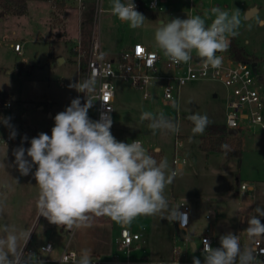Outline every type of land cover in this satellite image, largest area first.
<instances>
[{"label":"rangeland","instance_id":"obj_1","mask_svg":"<svg viewBox=\"0 0 264 264\" xmlns=\"http://www.w3.org/2000/svg\"><path fill=\"white\" fill-rule=\"evenodd\" d=\"M134 1L146 6L151 0ZM52 5L49 1H29L28 11L23 16L2 15L0 7V92L10 94L13 104L10 109L0 110V117H10V124L17 133L12 144L0 145V224L31 233L27 243L37 256L42 245L52 243L54 251L43 256L52 261L59 260L65 250L79 256L87 249L92 261L99 260L103 264H192L194 255L203 262V256L193 252L189 244L194 242L200 247L203 233L211 235L210 228L217 232L214 247H219V236L229 231L240 237L242 246L252 247L253 241H249L244 232L248 225L241 219L256 215L257 206L264 208V132L252 127L239 136L229 135L227 141L232 148L243 140L242 157L229 159L223 153L205 152L201 145L207 131L193 135V125L187 119L198 112L206 114L211 124L226 126V88L219 82L197 81L181 87L177 110L164 97L163 80L151 81L147 88L149 98H145L146 91L124 79L113 80L116 95L112 135L125 143L138 139L157 161L166 159L172 170L175 158L186 161L173 183L165 189L170 207L187 206L195 213L196 232L191 235L185 231V240L177 232V225L159 215L137 216L129 225H121L107 216L73 229L49 223L37 214L39 187L32 174L36 166L28 176L21 175L14 164L13 151L20 146L30 147L31 138L41 132L51 136L55 115L64 111L72 99L80 98V92L69 85L80 83L79 64L86 61V55L80 57L74 44L78 43L81 22L89 5L94 10L93 35L97 32L106 57L111 60H119L121 48L135 43L160 52L154 40L158 19L165 22L177 17L186 19L188 15L210 12L214 6L230 12L238 9L242 25L239 35L231 40L257 59L259 74L264 76V0H164L158 13L141 11L146 20L137 29L111 14L110 0H66L68 42L57 40L63 34L65 9L58 10ZM252 9L257 11L247 18ZM52 11L55 16L51 17ZM51 23H54L52 34ZM16 44L22 46L21 53L15 51ZM51 53L55 57L53 63H49ZM192 55L197 56L195 50ZM172 85L176 86V82L172 81ZM142 111L163 112L179 123V133L157 131L153 134L148 128L149 121L140 120ZM6 135H10V129L0 123V136ZM24 137L27 140H23ZM243 184L247 185L246 190H241ZM124 227L141 236L130 253L120 251L117 244ZM49 230L51 235L48 236ZM256 241L264 244V237Z\"/></svg>","mask_w":264,"mask_h":264},{"label":"clouds","instance_id":"obj_2","mask_svg":"<svg viewBox=\"0 0 264 264\" xmlns=\"http://www.w3.org/2000/svg\"><path fill=\"white\" fill-rule=\"evenodd\" d=\"M136 7L134 0H110L111 14L132 29L142 27L146 20ZM241 25L240 10L230 12L214 6L203 15L160 21L154 40L172 63H189L195 50L205 70L219 69L224 56L218 53L229 49L231 38L239 35ZM69 87L84 93L85 102L82 104L79 97L72 99L64 111L55 115L51 136L41 132L31 138L30 147L20 146L13 151L14 164L21 175L28 176L36 166L32 174L39 187V217L73 229L85 226L93 216H107L129 225L137 216L159 215L185 228L188 214L181 212L180 206L170 207L165 195L166 187L177 175L168 161H157L138 139L131 143L118 141L111 133L113 121L107 113H101L95 121L89 118L93 103L88 94L95 90L93 79ZM172 107L179 110L175 101ZM10 119L0 117V123L10 129V138L14 139L17 133ZM187 119L193 125V135H202L211 123L206 114L198 112ZM140 120L149 121L153 134L180 131L179 123L163 112L142 111ZM254 212L256 215L241 219L248 225L244 232L249 241L264 237V208L257 206ZM30 235L9 224H0V264H44L37 254L24 252ZM202 256L203 264H257V250L242 246L240 237L231 231L219 236V247H212L205 239ZM75 264H93L90 251L82 250ZM192 264H202L201 259L194 255Z\"/></svg>","mask_w":264,"mask_h":264},{"label":"built area","instance_id":"obj_3","mask_svg":"<svg viewBox=\"0 0 264 264\" xmlns=\"http://www.w3.org/2000/svg\"><path fill=\"white\" fill-rule=\"evenodd\" d=\"M59 0H51L55 3ZM136 10L161 11L160 4L162 0H151L146 6L141 1H134ZM15 51L21 53L22 46L15 45ZM231 46V44H230ZM74 50L79 56H84L81 41L77 43ZM224 56V61L219 69L208 67L205 70L198 56H193L189 63L175 64L164 56L162 51L149 49L142 43H136L132 49L123 52L119 60H111L106 57L97 32L92 38V47L87 62V79L95 81V90L89 93L92 107L88 111V116L92 120H98L101 113H107L113 121V99L115 98V87L113 80L117 77L124 79L133 87L146 91L145 98L151 95L147 92L148 86L152 80L160 79L165 83L164 97L167 101L173 103L178 98L181 87L190 82L197 81H216L226 88V127L236 130L237 133L249 131L250 128L259 127L264 132V76L254 72L253 62H243L235 58L230 52V47L226 52L218 53ZM167 72V74H165ZM171 72L172 74L170 75ZM159 74V75H158ZM159 77H156V76ZM176 82V86L172 85ZM85 94L80 92V100L85 102ZM13 106L11 101H0V110H7ZM113 128V123L112 127ZM14 139L10 135L0 136V145L12 144ZM181 145V143H179ZM186 164L185 160L175 158L173 161L174 170L178 173ZM247 185H241V190H246ZM181 212L188 214V222L185 228H181L179 222L178 228L182 231L189 229L191 224L190 210L183 206ZM138 233L132 232L124 227L121 230L120 238L117 242L118 248L124 253H130L131 247L140 240ZM207 239L214 247V239L210 234L202 236L201 245L198 252L202 255L204 240ZM252 247L257 250V264H264V244L260 241H253ZM54 251V245L50 242L39 248V258L46 263L57 264H75L79 258L74 251L65 250L61 258L57 261L43 259L44 255H50ZM24 252H31L29 243L26 244ZM129 263V262H128ZM93 264H103L99 260L93 261ZM203 264V262H202Z\"/></svg>","mask_w":264,"mask_h":264},{"label":"trees","instance_id":"obj_4","mask_svg":"<svg viewBox=\"0 0 264 264\" xmlns=\"http://www.w3.org/2000/svg\"><path fill=\"white\" fill-rule=\"evenodd\" d=\"M31 0H0V7L2 9V15L5 14H13L16 16H23L27 13L28 10V2ZM37 1H51V0H37ZM53 7L55 9H66L64 3L59 1L53 3ZM53 16H55L53 14ZM94 23V10L93 7L89 5L84 13V21L82 23V32H81V45L82 51L86 55V61L82 62L80 74H81V82L85 81L87 77V62L90 54V50L92 47V38H93V29L92 25ZM50 33L52 34L54 23H51ZM230 52L235 56L236 59L243 62H257V59L250 56L246 53V51L238 46L234 39H232ZM55 58L53 57V53L50 54L49 63H53ZM0 101H11L12 96L8 93L0 92ZM207 137L202 143V148L205 152H216L223 153L227 158H241L242 157V141L238 143L235 148H232L231 145L227 141V137L237 136L236 134H230V130L224 125H215L209 124L206 128ZM227 144L228 149H223L221 146ZM104 216L95 217L93 216L90 221L93 220H102ZM89 221V222H90Z\"/></svg>","mask_w":264,"mask_h":264},{"label":"crops","instance_id":"obj_5","mask_svg":"<svg viewBox=\"0 0 264 264\" xmlns=\"http://www.w3.org/2000/svg\"><path fill=\"white\" fill-rule=\"evenodd\" d=\"M31 1H37V0H31ZM49 2H51V1H49ZM59 2H61V3H64V2H66V0H59ZM143 3V2H142ZM162 3H164V0H162ZM161 3V4H162ZM53 6V5H52ZM68 7H69V5L67 6V9H65V10H63V16L65 17V20L63 21V34H60L57 38V40L58 41H60V40H64V41H66V42H68V39H67V32H66V17H67V14H68ZM28 11V10H27ZM158 13V12H157ZM156 13V14H157ZM184 15H186L185 13H184ZM53 16V11L51 12V17ZM51 17H50V19H51ZM160 21H164V19H158V23L160 22ZM81 23H83V20H82V22ZM81 30H82V28H81ZM82 32V31H81ZM81 32H80V36H79V40H78V42L79 41H81ZM53 33V32H52ZM231 42H232V40H231ZM136 44V43H135ZM134 44V45H135ZM143 44V43H142ZM75 46L77 45L76 43L74 44ZM134 45H128V46H124V47H122L121 48V51H120V54H119V56L123 53V52H125V51H128V50H130V49H132L133 48V46ZM145 45V44H144ZM101 46H102V50H103V45L101 44ZM149 49H152V48H150L149 46H147ZM103 52H104V54L106 55V53H105V51L103 50ZM55 58V57H54ZM112 60H114V59H112ZM55 62V61H54ZM80 69H81V65L79 64V71H80ZM80 83H81V74H80ZM231 132V131H230ZM231 134V133H230ZM239 135H241V133H237V136H239ZM242 143H243V140H242ZM158 151H160V150H158ZM174 170V169H173ZM180 211H181V209H180ZM37 214H38V211H37ZM37 214H36V217H37ZM190 216H191V224H190V227H189V229L188 230H186V232H189L191 235H194V232H196V225H195V213L193 212V211H190ZM207 218H209V217H207ZM264 222V221H263ZM177 223L178 222H173V224H174V226H176L177 225ZM33 224H34V222L32 223V225H31V227L33 226ZM178 226V225H177ZM209 231L211 232V236L213 237V239H214V237H215V235H216V230L214 229V228H210L209 229ZM178 233H180V235L182 236H184V240L186 239V236H185V231H182V230H180V229H178V231H177ZM47 234H48V236L49 235H51V231L49 230V231H47ZM206 233H203V235H205ZM192 243V242H191ZM191 243L189 244V248L191 249V250H193L192 249V247H191ZM23 246V242L21 243V247ZM194 252V251H193Z\"/></svg>","mask_w":264,"mask_h":264},{"label":"water","instance_id":"obj_6","mask_svg":"<svg viewBox=\"0 0 264 264\" xmlns=\"http://www.w3.org/2000/svg\"><path fill=\"white\" fill-rule=\"evenodd\" d=\"M256 11H257L256 9H252L251 11H249V12L247 13V18L252 17L253 14H254ZM253 68H254V72L257 73V63H255V62L253 63ZM230 133H231V134H236L237 131H236V130H231ZM181 238L184 239V236L182 235ZM191 247H192V249H193V247H195V250H194L195 253L198 252V248H197L196 243L192 242V243H191Z\"/></svg>","mask_w":264,"mask_h":264},{"label":"bare ground","instance_id":"obj_7","mask_svg":"<svg viewBox=\"0 0 264 264\" xmlns=\"http://www.w3.org/2000/svg\"><path fill=\"white\" fill-rule=\"evenodd\" d=\"M15 48H16V46H15Z\"/></svg>","mask_w":264,"mask_h":264}]
</instances>
